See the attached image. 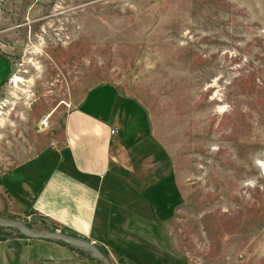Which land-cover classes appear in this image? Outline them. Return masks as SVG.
<instances>
[{"label":"rangeland","instance_id":"1","mask_svg":"<svg viewBox=\"0 0 264 264\" xmlns=\"http://www.w3.org/2000/svg\"><path fill=\"white\" fill-rule=\"evenodd\" d=\"M0 32V159L27 125L56 135L88 89L112 84L146 119L169 256L264 264V0H0Z\"/></svg>","mask_w":264,"mask_h":264},{"label":"crops","instance_id":"2","mask_svg":"<svg viewBox=\"0 0 264 264\" xmlns=\"http://www.w3.org/2000/svg\"><path fill=\"white\" fill-rule=\"evenodd\" d=\"M11 50L0 43V87ZM72 107L56 135H37L27 125V134L9 143L11 156L0 159V217L44 219L121 264H176L164 235L169 191L160 170L147 167L150 135L140 105L103 83ZM0 264L92 262L57 242L9 234L0 240Z\"/></svg>","mask_w":264,"mask_h":264},{"label":"water","instance_id":"3","mask_svg":"<svg viewBox=\"0 0 264 264\" xmlns=\"http://www.w3.org/2000/svg\"><path fill=\"white\" fill-rule=\"evenodd\" d=\"M0 228L11 229L19 235L34 240H44L50 242H61L71 246L79 253L94 259L99 264H113L107 255H105L97 246L89 241L77 237L63 234L59 231H37L27 228L22 221L0 217Z\"/></svg>","mask_w":264,"mask_h":264},{"label":"trees","instance_id":"4","mask_svg":"<svg viewBox=\"0 0 264 264\" xmlns=\"http://www.w3.org/2000/svg\"><path fill=\"white\" fill-rule=\"evenodd\" d=\"M31 220H37L41 225H42V228L44 229V230H48V231H54V230H56L55 229V227L54 226H52L51 224H49L47 221H45L44 219H41V218H34V219H31ZM31 220H26V219H23L22 220V223L27 227V228H29V229H33V227H32V225L30 224V221ZM3 228H0V240H4V239H6V238H8V233L7 234H5V233H3ZM15 234H17V235H19L18 233H15ZM19 236H21V235H19ZM23 237V236H22ZM25 238V237H24ZM57 243H59V244H61V245H64V246H66V247H68L69 249H71V250H73V251H75V252H77L73 247H71V246H68V245H65V244H63V243H61V242H57ZM79 255H81V256H83V254L82 253H79V252H77Z\"/></svg>","mask_w":264,"mask_h":264},{"label":"bare ground","instance_id":"5","mask_svg":"<svg viewBox=\"0 0 264 264\" xmlns=\"http://www.w3.org/2000/svg\"><path fill=\"white\" fill-rule=\"evenodd\" d=\"M21 82V80L20 79H14V83L15 84H18V83H20ZM45 123V122H44ZM76 250V249H75Z\"/></svg>","mask_w":264,"mask_h":264},{"label":"built area","instance_id":"6","mask_svg":"<svg viewBox=\"0 0 264 264\" xmlns=\"http://www.w3.org/2000/svg\"><path fill=\"white\" fill-rule=\"evenodd\" d=\"M44 127H46L45 125H43Z\"/></svg>","mask_w":264,"mask_h":264}]
</instances>
